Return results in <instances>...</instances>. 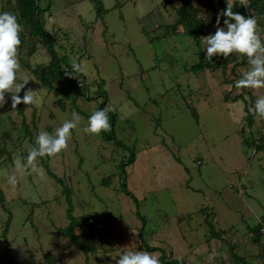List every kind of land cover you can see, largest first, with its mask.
Segmentation results:
<instances>
[{
    "label": "rangeland",
    "instance_id": "obj_1",
    "mask_svg": "<svg viewBox=\"0 0 264 264\" xmlns=\"http://www.w3.org/2000/svg\"><path fill=\"white\" fill-rule=\"evenodd\" d=\"M15 1L0 0V13L17 16ZM189 2L190 14L196 9L208 26L199 45L175 23L181 0H101L100 16L94 0H38L64 66L75 62L84 71L75 73L79 87L61 79L49 90L33 71L51 57L23 27L16 82L29 80L26 88L37 91L40 103L13 110L6 93L0 107V264H10L2 237L8 220L13 264H47V252L57 264H115L113 257L128 250L187 264H264V234L252 236L264 216V148L243 142L264 139L263 119L254 116L250 126L246 119L250 95L255 104L264 90L235 86L243 71L235 53L213 57L223 64L217 68L191 70L205 57L203 37L214 34L227 4ZM253 16L264 40V15L253 10ZM103 91L105 109L116 113L120 144L83 132ZM74 104L84 114L78 113L83 119L68 148L38 157L36 171L17 169V158L27 157L37 134L70 120ZM131 153L134 161L121 166ZM42 160L70 190L80 246L61 233L69 223L66 194ZM10 175L18 178L14 186ZM206 215L220 237L211 236Z\"/></svg>",
    "mask_w": 264,
    "mask_h": 264
},
{
    "label": "clouds",
    "instance_id": "obj_2",
    "mask_svg": "<svg viewBox=\"0 0 264 264\" xmlns=\"http://www.w3.org/2000/svg\"><path fill=\"white\" fill-rule=\"evenodd\" d=\"M241 5L248 7V0H240ZM226 8L217 14L214 34L203 37L205 44V59L213 62V57L227 58L231 54L247 57L249 68L241 74L235 86L240 89L258 90L264 88V40L261 39L257 17L245 16L232 11V4L226 0ZM221 16L223 26H221ZM23 25L18 22L17 16L11 12L0 13V107L7 100L5 94L10 93L11 108L15 110L18 105H39L40 99L37 91L26 88L29 80L17 83V72L20 69L19 46L20 33ZM71 72L66 71L69 78L76 77L75 73H82L81 64L73 63ZM23 91L21 97L19 93ZM112 109L94 110L87 118V126L83 132L90 135H99L101 132L111 130L109 112ZM249 113L264 119V95L256 99ZM83 118L76 112L72 113L70 120H65L53 133L41 130L35 138V147L22 161L16 160V168L28 171L37 170L38 157H55L68 148L72 130L77 128ZM8 183L16 185V175L8 177ZM113 257L115 264H161L160 254H153L144 250H128Z\"/></svg>",
    "mask_w": 264,
    "mask_h": 264
},
{
    "label": "trees",
    "instance_id": "obj_3",
    "mask_svg": "<svg viewBox=\"0 0 264 264\" xmlns=\"http://www.w3.org/2000/svg\"><path fill=\"white\" fill-rule=\"evenodd\" d=\"M95 1V9H96V13L97 16H100L102 13H104V9L101 3V0H94ZM15 10L19 19V22L21 23V25H23V27L27 30V33L30 37H38L39 39H41L44 43L45 49L47 51V53L50 55L51 59L49 60L48 65L46 66H42L39 67L38 69H34L33 73L36 76V78L44 85L46 86L49 90L52 89H56L54 88L53 83L56 82L57 80H61V79H66L73 87H79L78 82L76 81L75 77L74 78H69L68 76L65 75L66 71L71 72V65L69 64H65L64 66V62L63 61V57H59V55L57 54V51L54 50L53 48V44H54V39L53 37L47 33L46 29H45V23L42 20L41 16L42 13L45 11V8H41L38 5V0H16L15 1ZM192 4L189 2V0H181V5L179 7H176V14L178 16V18L176 19L175 23L177 25H181L183 28V33L188 35L190 38H192L195 43L197 45H199L200 43V35L202 33H204L205 31H207V22L206 20H202L200 18H196L195 13H196V9H193L192 13L190 14L189 9L191 10L192 8ZM251 7L256 10L257 12H260L264 15V0H251ZM226 8V7H225ZM224 8V9H225ZM232 11L234 12H238L242 15L247 16L245 9L241 6V4L238 1H233L232 2ZM35 50V46L33 45L30 48V51L33 53V51ZM238 55V54H237ZM241 57V55H239ZM241 66H243V62H239ZM223 65L222 62L220 60H216L215 58H213V62L212 61H208L206 60L204 57L200 56L199 60L192 64L191 66V70H193L194 72L197 71H203L204 69H214L217 68L219 66ZM244 66H243V70H244ZM243 73V71H242ZM241 73V74H242ZM240 74V76H241ZM99 91V89H98ZM98 96H102L104 99L103 101H101L98 106L96 108H94L92 110V112L94 110H99V109H105V105H106V94L105 91L98 93ZM86 98L88 99H92L91 97H88L85 94ZM238 96L241 95H236L234 97V99H237ZM250 103L249 105L252 107L254 104V96L251 94L250 95ZM253 103V104H252ZM74 110L77 113L80 114H84L78 107H76V104H74ZM249 106H246V110L248 111ZM91 112V113H92ZM193 114L194 117L197 118L198 115L195 111V109H193ZM91 115V114H90ZM109 117H110V123H111V130L107 131V132H101L102 133V137L105 140H115L118 144H120L121 142L117 141V137L115 136V118H116V113L114 110L109 112ZM247 119V124L248 126L252 125L253 119H254V115H252L251 113H247L246 116ZM264 122V119H263ZM244 144L246 145H250V146H254L256 149H260V148H264V139L258 138L257 140L254 139H243ZM134 161V153H131L130 157L127 159L126 162H122L121 166L124 164H130ZM42 166L45 168L47 174L52 177L53 179L59 181L62 185H63V190L65 192V198H66V202L68 204V208L66 210V215L69 218V223L66 227L61 228V233L63 235H65L66 237H68L71 241H73V243L77 246H80V243L77 239V237L75 236L74 233V229L76 227V219L74 217V215L72 214L73 212V205L71 202V198H70V190L67 187V185L64 184V182L51 170V168L49 167L48 161L47 160H42L41 162ZM122 189L123 191H127L126 190V183H122ZM129 192V191H128ZM0 200L1 203L4 202V198H3V192L0 189ZM205 220L206 223L208 224L209 228H210V234L212 237H220L219 231L215 230L212 223L209 221V216L206 215L205 216ZM9 220L7 221L4 229H3V239L5 242V257L8 259L10 264L12 263V260L10 259L9 253H10V244L7 240L6 237V233H7V224H8ZM264 223V216H263V221L259 220L258 224L256 227L253 228V235H256L257 237L260 236L261 232H260V227L262 226V224ZM89 226L90 231H92L93 226L92 224L89 222V224H87ZM154 248L156 247H150L147 246L146 249H151L154 250ZM44 259L46 260L47 264H57L56 262V256L52 253H45L43 255ZM234 259H238V255L233 254ZM161 262L163 264H187L186 261H184L183 259H178V258H167L166 256H160Z\"/></svg>",
    "mask_w": 264,
    "mask_h": 264
},
{
    "label": "built area",
    "instance_id": "obj_4",
    "mask_svg": "<svg viewBox=\"0 0 264 264\" xmlns=\"http://www.w3.org/2000/svg\"><path fill=\"white\" fill-rule=\"evenodd\" d=\"M236 1H238V2L240 3V0H236ZM240 4H241V3H240ZM241 6L245 9L247 16H249V15H253V10H254V9L251 7V0H248V7H247V8H246L245 6H243V5H241ZM240 62H243V63H244L243 66H244L245 68H244L243 72L246 71V70H248V68H249L250 66H249V64H248L247 57H245V56L241 57V58H240ZM263 90H264V88H263ZM260 232H261V234H264V223H263L262 226L260 227Z\"/></svg>",
    "mask_w": 264,
    "mask_h": 264
}]
</instances>
